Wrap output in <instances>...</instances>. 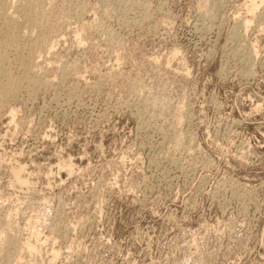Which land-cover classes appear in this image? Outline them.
Here are the masks:
<instances>
[{
  "label": "rangeland",
  "instance_id": "374dc122",
  "mask_svg": "<svg viewBox=\"0 0 264 264\" xmlns=\"http://www.w3.org/2000/svg\"><path fill=\"white\" fill-rule=\"evenodd\" d=\"M0 1V264H264V0Z\"/></svg>",
  "mask_w": 264,
  "mask_h": 264
},
{
  "label": "bare ground",
  "instance_id": "6f19581e",
  "mask_svg": "<svg viewBox=\"0 0 264 264\" xmlns=\"http://www.w3.org/2000/svg\"><path fill=\"white\" fill-rule=\"evenodd\" d=\"M12 1H13V0H12ZM19 1H20V0H19ZM27 1H28V0H27ZM31 1H32V0H31ZM261 1H262V0H261ZM0 2H1V1H0ZM2 2H3V1H2ZM14 2H15V0H14ZM21 2H22V0H21ZM29 2H30V1H29ZM32 2H33V1H32ZM32 2H31V3H32ZM262 2H263V1H262ZM5 3H6V2H5ZM16 3H17V2H16ZM24 3H25V2H24ZM24 3H23V4H24ZM27 3H28V2H27ZM34 3H35V2H34ZM13 4H14V3H13ZM21 4H22V3H21ZM32 4H33V3H32ZM32 4H29V5L32 6ZM10 5H11V4H10ZM25 5H26V4H25ZM1 6H2V5H1ZM4 6H5V4H4ZM11 6H12V5H11ZM14 6H15V5H14ZM27 6H28V5H27ZM35 6H36V5H35ZM35 6L33 5V7H35ZM7 7H9V6H7ZM16 7H17V6H16ZM18 7H19V6H18ZM21 7H22V6H21ZM24 7H25V6H24ZM28 7H30V6H28ZM28 7H27V8H28ZM37 7H38V6H37ZM258 7H259V5H257L256 0H252V1L250 2L249 12H251L252 14H254V13L256 12V10L258 9ZM2 8H3V7H2ZM2 8L0 7V11H1V13H0V19H1V15H2V17H4V18L7 20V23L4 24V25H7V26L9 25V26H10L15 32L17 31L18 34H21L20 31L22 30V29L20 30V23L18 24V22L20 21L19 19H22L21 21H22V23L25 25V29H27V27H30L31 29L33 28V31H34V28H36V26L38 27V26L41 25V23H42L41 21H37V20H36V19H38V18L33 19V18H35V17H34L35 14H37L36 17H38L39 14L36 13V12L40 11L39 8H41V7L38 8L39 10H38L37 8H36V9L34 8L36 11H35V10H32L33 8L31 9V10L33 11V13H34V11H35L34 16H32L33 13H32V14L30 13L31 10H30V11H26L27 9H26V10H25V9H19L20 7L17 8L16 11H14V12H12V13H9V14H8V12H6L5 10L3 11ZM4 8H5V7H4ZM13 8H14V7H13ZM30 8H31V7H30ZM6 9H7V8H6ZM15 9H16V8H15ZM41 9H42V8H41ZM11 10H12V9H11ZM21 10H24V11H21ZM28 10H29V9H28ZM2 11H3V12H2ZM8 11H9V8H8ZM12 11H13V10H12ZM42 11H43V10H42ZM42 11H41V12H42ZM42 13H43V12H42ZM10 14H12V15H10ZM39 16H40V15H39ZM41 16H42V14H41ZM40 18H41V17H39V20H40ZM2 19H3V18H2ZM5 19H3V20H5ZM42 19H43V18H42ZM6 20H5V21H6ZM35 20L38 22V24H39V22H40V24L38 25V24L36 23V24H37V25H36V24H35ZM43 22H44V21H43ZM246 23L248 24V23H249V20L246 21ZM246 23H245V24H246ZM44 24H45V23H44ZM42 25H43V24H42ZM9 26H8V27H9ZM22 26H23V25H22ZM4 27H5V26H4ZM8 27H7V28H8ZM23 27H24V26H23ZM23 27H22V28H23ZM40 28H41V27H40ZM9 29H10V28H9ZM28 29H29V28H28ZM31 29H29L30 32L32 31ZM13 30L10 29V31H12V33H13ZM29 30H25V31H26V32H25V35H26L27 32H29ZM39 30H40V29H39ZM33 31H32V32H33ZM6 32H7V31H6ZM21 32H22V31H21ZM32 32H31V33H32ZM31 33H29V34H31ZM33 33H34V32H33ZM23 34H24V32H23ZM12 35H13V34H12ZM14 35L16 36L17 34H14ZM76 35H77V34H76ZM9 36H10V35H9ZM23 36H24V35H23ZM23 36H22V37H23ZM18 37H19V36H18ZM25 37H27V36H25ZM41 37H42V35H41ZM75 37H76V36H75ZM19 38H20V37H19ZM76 38H77V37H76ZM12 39H13V38H12ZM20 39H22V38H20ZM34 39H35V38H34ZM39 39H40V38H39ZM74 39H75V38H74ZM78 39H79V38H78ZM0 40H1V39H0ZM5 40H6V39H5ZM14 40L17 42V37H16V39H14ZM32 40H33V39H32ZM40 40H42V39H40ZM81 40H82V39H81ZM81 40H80V41H81ZM2 41H3V40H2ZM15 41H12V42H15ZM22 41H23V39H22ZM45 41H46V40H45ZM78 41H79V40H78ZM4 42H5V41H4ZM10 42H11V41H10ZM20 42H21V41H20ZM35 42H36V41H35ZM53 42H54V41H53ZM53 42H52L51 44H53ZM57 42H58V41H57ZM24 43H25V42H24ZM33 43H34V42H33ZM43 43L45 44V42H43ZM43 43H40V44H42V46H43ZM79 43H81V42H79ZM6 44H7V43H6ZM10 44H11V43H10ZM10 44H9V45H10ZM13 44H14V43H13ZM25 44H26V43H25ZM28 44H30V43H28ZM49 44H50V43H49ZM2 45H3V44H2ZM14 45H15V46H18V43H17V45H16V44H14ZM31 45L33 46L34 44H32V42H31ZM35 46H36V48L38 47L37 44H36ZM35 46H34V48H35ZM44 46H45V45H44ZM47 46H48V45H47ZM47 46H46V47H47ZM0 47H1V46H0ZM11 47H12V46H11ZM18 47H19V46H18ZM18 47L16 48L17 50L20 49V48H18ZM22 47H24V46L22 45ZM25 47H26V45H25ZM29 47H30V46H29ZM40 47H41V46H40ZM50 47H51V46L49 45V47H47V48H50ZM52 47H53V45H52ZM54 47H55V46H54ZM4 48H5V47H4ZM9 48H10V46H9ZM31 48H32V47H31ZM43 48H45V47H43ZM47 48H46V50H47ZM10 49H11V48H10ZM40 49H41V48H40ZM52 49H53V48H52ZM0 50H1V49H0ZM2 50H3V48H2ZM4 50H6V49H4ZM14 50H15V49H14ZM30 50H32V49H29V51H30ZM37 50H38V49H37ZM42 50H43V49H42ZM50 50H51V49H50ZM50 50H49V51H50ZM44 51H45V49H44ZM4 52H6V51H4ZM4 52L2 51V53H4ZM32 52H34V50H32L30 53H29V52H28V53L31 54ZM37 52H38V51H37ZM47 52H48V50H47ZM47 52H46V53H47ZM2 53H1V55H0V77H1L0 79L5 78V81H4V82H3V81H0V90H1L2 93H3V91H5L4 88H7V87H5V86L8 85V87H9V84H8L7 82H10V83H11L10 80H12V79H14V78H13V76H12V78H11L10 75H11L12 73H11V74L9 73V66L11 65V63H7L8 65H6V57H7L6 54H8V53L5 54L6 57L2 56V55H4V54H2ZM12 53H13V52H12ZM21 53H22V52H21ZM41 53L44 55L43 52H41ZM42 54H41V55H42ZM47 54H48V53H47ZM8 55H9V54H8ZM10 55H11V54H10ZM18 55H19V53H18ZM22 55H23V54H22ZM26 55H27V54H26ZM31 55H32V54H31ZM31 55H30V56H31ZM35 55H36V54H35ZM37 55H39V53H38ZM45 56H46V55H45ZM21 57H22V56H21ZM17 58H18V57H17ZM30 58H31V57H30ZM30 58H29V59H26V60H28V62L26 61L27 64L25 63L26 65H28L29 60H32L33 57H32L31 59H30ZM37 58H38V57H37ZM18 59H19V58H18ZM44 59H45V58H44ZM7 60H8V59H7ZM33 60H34V59H33ZM33 60H32V63H31V61H30V64H34V63H33V62H34ZM45 60H46V59H45ZM45 60H44V61H45ZM15 61H16V60H15ZM21 61L24 62V58H23V60H21ZM44 61H43V62H44ZM7 62H9V60H8ZM19 63H20V62H19ZM36 63H37V60H36ZM47 63H48V62H47ZM9 64H10V65H9ZM25 64H24V65H25ZM30 64H29V65H30ZM37 64H38V63H37ZM37 64H36V65H37ZM12 65H13V64H12ZM21 65L24 67L23 63H22ZM7 66H8V68H7ZM31 66H32V65H31ZM33 66H34V65H33ZM20 67H21V66H20ZM39 67H40V66H39ZM10 68H11V67H10ZM26 68H29V67H24V69L27 71ZM33 68H35V67H33ZM33 71H34V70H33ZM12 72H13V70H12ZM29 72H30V69H29ZM34 72H35V71H34ZM31 73H32V72H31ZM26 74H27V73H26ZM22 75H23V74H22ZM24 76H25V75H24ZM14 77H15V76H14ZM26 77H27V75H26ZM21 78H22V77H21ZM19 79H20V78H19ZM25 79H26V78H25ZM23 80H24V79H23ZM14 81H15V80H14ZM14 81H13V82H14ZM30 81H31V80H30ZM6 83H7V84H6ZM16 83H19V82L16 80ZM14 84H15V83H14ZM14 84H13V85H14ZM20 84H21V83H20ZM20 84H19V85H20ZM16 85H17V84H15V85H14L15 87H14V86H13V87L16 88V87L19 86V85H18V86H16ZM11 87H12V86H11ZM11 87H9V88H11ZM13 87H12V88H13ZM7 90H8V88L6 89V91H7ZM13 90L16 91V89H13ZM10 91H12V90L7 91V93L9 94ZM2 93H1V94H2ZM11 93H12V92H11ZM1 94H0V95H1ZM3 95L5 96V94H3ZM9 95H10V94H9ZM1 96H2V95H1ZM7 96H8V95H7ZM7 96H5V98H6ZM1 98H2V97H1ZM5 98H3V99H5ZM5 100H6V99H5ZM14 100H15V99H14ZM6 101H7V100H6ZM11 112H12V111H11ZM10 116H12V117L14 118L13 114L10 115ZM15 117H16V116H15ZM10 119L13 120L12 118H10ZM17 180H18V178H17ZM18 181H19V180H18ZM20 181H21V180H20ZM28 246H30V245H28ZM30 251H31V253H32V250H30Z\"/></svg>",
  "mask_w": 264,
  "mask_h": 264
}]
</instances>
